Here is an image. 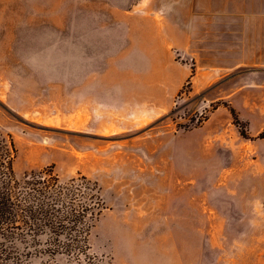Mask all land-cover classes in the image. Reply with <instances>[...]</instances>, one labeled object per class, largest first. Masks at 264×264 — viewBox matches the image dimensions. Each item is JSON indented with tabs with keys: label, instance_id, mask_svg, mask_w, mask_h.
Returning <instances> with one entry per match:
<instances>
[{
	"label": "rangeland",
	"instance_id": "1",
	"mask_svg": "<svg viewBox=\"0 0 264 264\" xmlns=\"http://www.w3.org/2000/svg\"><path fill=\"white\" fill-rule=\"evenodd\" d=\"M213 16L194 0H0L16 176L86 177L105 203L79 264H264V47L173 45Z\"/></svg>",
	"mask_w": 264,
	"mask_h": 264
},
{
	"label": "trees",
	"instance_id": "2",
	"mask_svg": "<svg viewBox=\"0 0 264 264\" xmlns=\"http://www.w3.org/2000/svg\"><path fill=\"white\" fill-rule=\"evenodd\" d=\"M14 152L0 141V264H32L43 256L79 264L105 210L98 185L86 177L63 182L53 167L18 178Z\"/></svg>",
	"mask_w": 264,
	"mask_h": 264
},
{
	"label": "crops",
	"instance_id": "3",
	"mask_svg": "<svg viewBox=\"0 0 264 264\" xmlns=\"http://www.w3.org/2000/svg\"><path fill=\"white\" fill-rule=\"evenodd\" d=\"M194 8L196 10L198 8L209 9L213 12V17L216 18V14L219 18L216 20L209 18L205 22H209L208 24L200 21L192 22V32L188 34L186 41L173 45L212 46V44H218L224 47H264V0H194ZM245 15L254 16L246 22ZM217 23L221 27L218 28ZM216 31L219 33L214 35ZM213 40L220 42H210Z\"/></svg>",
	"mask_w": 264,
	"mask_h": 264
}]
</instances>
